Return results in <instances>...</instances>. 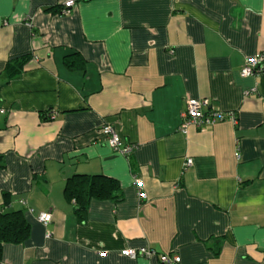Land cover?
Here are the masks:
<instances>
[{"label": "crops", "instance_id": "crops-1", "mask_svg": "<svg viewBox=\"0 0 264 264\" xmlns=\"http://www.w3.org/2000/svg\"><path fill=\"white\" fill-rule=\"evenodd\" d=\"M64 1L0 0V212L31 226L2 264H264V73L240 74L264 52V0H77L63 16ZM204 99L236 121L181 132L187 101ZM74 175L117 180L123 201L80 219ZM142 247L157 255H123Z\"/></svg>", "mask_w": 264, "mask_h": 264}, {"label": "built area", "instance_id": "built-area-1", "mask_svg": "<svg viewBox=\"0 0 264 264\" xmlns=\"http://www.w3.org/2000/svg\"><path fill=\"white\" fill-rule=\"evenodd\" d=\"M76 3L77 0H65L62 9L60 10V14L63 16L69 15L76 7ZM262 73H264V52L258 53L249 58L240 71L242 77H252ZM256 91L257 89L254 88L252 89V91H246L245 95L256 93ZM208 106L209 101L207 99L187 101L186 109L181 115L182 124L180 126V131L183 133H187L190 127L203 129L206 126H212L217 122H222L227 119L234 122L236 121V114L234 112L224 114L221 111L215 109L205 111V108H207ZM0 112L5 113L4 110H0ZM49 117L51 120H54L56 118V113L51 112ZM102 133L105 135L109 147L115 152H119L126 157H129L134 152L135 146L124 143L118 133L111 126H104L102 129ZM192 164L193 160L188 159L186 161L185 167H190ZM134 185L139 192L140 198L142 200H146L147 195L144 191L142 179H135ZM38 220L46 227H48L52 222V214L42 212L38 215ZM50 236L51 234L48 233V237ZM101 255H105V253ZM123 255L131 259H136L138 257H154L157 255V253L152 249L142 247L139 249H127L123 251ZM159 258L162 263L168 264H179L181 261V258L175 254H161Z\"/></svg>", "mask_w": 264, "mask_h": 264}, {"label": "trees", "instance_id": "trees-1", "mask_svg": "<svg viewBox=\"0 0 264 264\" xmlns=\"http://www.w3.org/2000/svg\"><path fill=\"white\" fill-rule=\"evenodd\" d=\"M76 56V54L74 55ZM31 59L30 55L8 62L6 71L10 77L16 76ZM66 64L73 69L74 60L67 58ZM64 196L68 202H74L76 213L80 219L89 209L93 200L122 202L120 183L112 178L101 175H74L67 180ZM4 205L9 206L12 198L9 193L3 194ZM31 235V226L22 210L0 212V264H2L5 244H23Z\"/></svg>", "mask_w": 264, "mask_h": 264}]
</instances>
